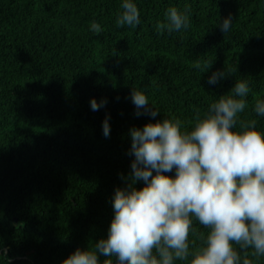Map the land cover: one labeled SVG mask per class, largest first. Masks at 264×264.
<instances>
[{
    "label": "trees",
    "instance_id": "1",
    "mask_svg": "<svg viewBox=\"0 0 264 264\" xmlns=\"http://www.w3.org/2000/svg\"><path fill=\"white\" fill-rule=\"evenodd\" d=\"M136 3L140 25L117 27L121 0H0V246L10 264H62L107 237L114 190L134 159L131 128L170 118L191 130L197 109L203 115L245 78L251 92L242 118L264 131V117L252 111L264 99V0ZM170 7L190 12L186 31L157 32ZM230 14L224 34L218 24ZM221 69L234 74L208 84ZM133 88L157 117L135 115ZM91 98L107 104L92 111ZM194 227L207 232L195 220ZM189 240L198 250V235ZM252 251L247 258L264 264Z\"/></svg>",
    "mask_w": 264,
    "mask_h": 264
},
{
    "label": "clouds",
    "instance_id": "2",
    "mask_svg": "<svg viewBox=\"0 0 264 264\" xmlns=\"http://www.w3.org/2000/svg\"><path fill=\"white\" fill-rule=\"evenodd\" d=\"M120 8L117 27L140 25L136 0H121ZM189 17L187 9L170 7L156 30L186 31ZM232 23L230 14L218 27L227 34ZM92 30L100 31L99 25L93 23ZM233 74L217 70L207 82L215 85ZM250 92V81L236 80L203 115L196 110L191 130L170 118L131 128L128 154L134 159L127 176L121 174L123 186L114 190L107 237L75 249L62 264H253L248 249L257 259L264 256V131L256 119L241 115ZM130 99L137 117L160 114L143 90L133 88ZM106 104V98L90 99L92 111ZM252 111L264 117V99H257ZM102 131L110 135V114ZM194 220L207 232L197 233ZM190 232L201 241L198 250L191 246ZM7 252L0 246V259L10 264Z\"/></svg>",
    "mask_w": 264,
    "mask_h": 264
}]
</instances>
